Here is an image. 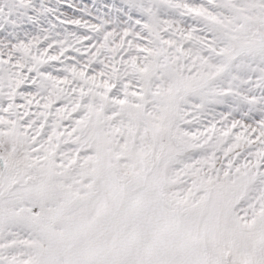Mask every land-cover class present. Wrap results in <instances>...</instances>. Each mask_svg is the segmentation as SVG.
<instances>
[{"label": "snow or ice", "instance_id": "snow-or-ice-1", "mask_svg": "<svg viewBox=\"0 0 264 264\" xmlns=\"http://www.w3.org/2000/svg\"><path fill=\"white\" fill-rule=\"evenodd\" d=\"M0 264H264V0H0Z\"/></svg>", "mask_w": 264, "mask_h": 264}]
</instances>
